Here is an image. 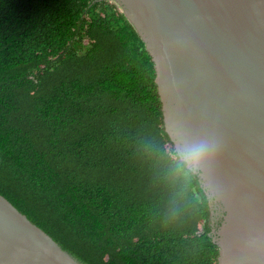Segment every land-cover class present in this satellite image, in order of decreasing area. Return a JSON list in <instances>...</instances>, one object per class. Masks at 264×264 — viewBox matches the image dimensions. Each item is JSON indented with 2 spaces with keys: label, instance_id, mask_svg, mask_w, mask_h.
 Masks as SVG:
<instances>
[{
  "label": "trees",
  "instance_id": "obj_1",
  "mask_svg": "<svg viewBox=\"0 0 264 264\" xmlns=\"http://www.w3.org/2000/svg\"><path fill=\"white\" fill-rule=\"evenodd\" d=\"M155 79L114 2L0 0V196L81 264H218L198 176L165 179Z\"/></svg>",
  "mask_w": 264,
  "mask_h": 264
},
{
  "label": "water",
  "instance_id": "obj_2",
  "mask_svg": "<svg viewBox=\"0 0 264 264\" xmlns=\"http://www.w3.org/2000/svg\"><path fill=\"white\" fill-rule=\"evenodd\" d=\"M100 1L151 56L175 151L213 146L195 174L220 222L218 264H264V0ZM0 264L81 263L0 196Z\"/></svg>",
  "mask_w": 264,
  "mask_h": 264
},
{
  "label": "clouds",
  "instance_id": "obj_3",
  "mask_svg": "<svg viewBox=\"0 0 264 264\" xmlns=\"http://www.w3.org/2000/svg\"><path fill=\"white\" fill-rule=\"evenodd\" d=\"M213 152V146L206 142L192 145L180 156L178 153L171 158L165 157L162 162L165 179L177 189V195H182L195 173V169L207 161Z\"/></svg>",
  "mask_w": 264,
  "mask_h": 264
},
{
  "label": "flooded vegetation",
  "instance_id": "obj_4",
  "mask_svg": "<svg viewBox=\"0 0 264 264\" xmlns=\"http://www.w3.org/2000/svg\"><path fill=\"white\" fill-rule=\"evenodd\" d=\"M218 219L217 217L214 216L213 221H212V225H214V227L217 225Z\"/></svg>",
  "mask_w": 264,
  "mask_h": 264
}]
</instances>
